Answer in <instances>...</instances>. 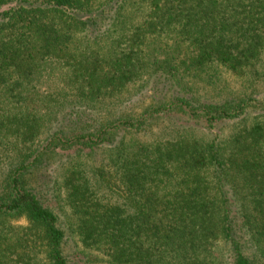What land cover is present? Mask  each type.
<instances>
[{"label": "trees", "instance_id": "trees-1", "mask_svg": "<svg viewBox=\"0 0 264 264\" xmlns=\"http://www.w3.org/2000/svg\"><path fill=\"white\" fill-rule=\"evenodd\" d=\"M260 81L264 0H0V264H264Z\"/></svg>", "mask_w": 264, "mask_h": 264}, {"label": "rangeland", "instance_id": "rangeland-1", "mask_svg": "<svg viewBox=\"0 0 264 264\" xmlns=\"http://www.w3.org/2000/svg\"><path fill=\"white\" fill-rule=\"evenodd\" d=\"M224 78L228 79L229 81V88L228 89H224L223 87H221V90L223 93V95H227L228 92H231V91H241V89H243L244 87H247L241 80H238L237 78L231 76V75H225ZM257 86L258 87V91L260 93V95L264 94V83H262V81H260V83H257ZM133 90H136L139 88L138 92L143 94V100H145V97L147 95H150L151 94V91H149V86L147 84H143L142 82H138V83H135V85L133 86ZM153 91V89H152ZM199 92L200 94H205V95H210L209 94V91L208 89H203V88H200L199 89ZM139 94V95H141ZM138 96V95H137ZM214 99H218V97H215ZM146 102H148V99L145 100ZM179 118V117H178ZM163 122L166 123V119L163 118ZM183 120L182 119H177V122H182ZM197 127H199L201 130L203 131H209V130H212L211 132H222V131H229L232 127V124L230 122H228L227 124H216L215 127H209L207 128L206 127V124L202 121H199L195 124ZM48 201V204L51 206L53 205L54 207V210L58 213V208H57V204H55V201L56 199H52L51 200H47ZM47 203V202H46ZM59 214V213H58ZM61 215V214H60ZM67 253L69 255L72 256V246L70 248L67 249ZM75 264H81V261H79V258L78 259H75ZM83 264V263H82Z\"/></svg>", "mask_w": 264, "mask_h": 264}]
</instances>
